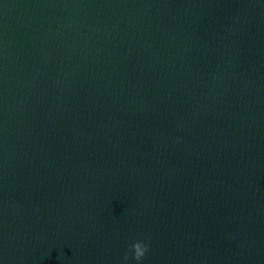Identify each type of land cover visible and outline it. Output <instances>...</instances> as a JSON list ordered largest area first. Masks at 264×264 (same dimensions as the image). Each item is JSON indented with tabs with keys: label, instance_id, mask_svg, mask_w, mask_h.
Wrapping results in <instances>:
<instances>
[{
	"label": "water",
	"instance_id": "95a60500",
	"mask_svg": "<svg viewBox=\"0 0 264 264\" xmlns=\"http://www.w3.org/2000/svg\"><path fill=\"white\" fill-rule=\"evenodd\" d=\"M0 264H264V0H0Z\"/></svg>",
	"mask_w": 264,
	"mask_h": 264
},
{
	"label": "clouds",
	"instance_id": "9594fccd",
	"mask_svg": "<svg viewBox=\"0 0 264 264\" xmlns=\"http://www.w3.org/2000/svg\"><path fill=\"white\" fill-rule=\"evenodd\" d=\"M146 251V245L142 241H138V248L132 251L133 258L140 261Z\"/></svg>",
	"mask_w": 264,
	"mask_h": 264
},
{
	"label": "snow or ice",
	"instance_id": "6c2138e0",
	"mask_svg": "<svg viewBox=\"0 0 264 264\" xmlns=\"http://www.w3.org/2000/svg\"><path fill=\"white\" fill-rule=\"evenodd\" d=\"M57 30H59V29H57Z\"/></svg>",
	"mask_w": 264,
	"mask_h": 264
}]
</instances>
